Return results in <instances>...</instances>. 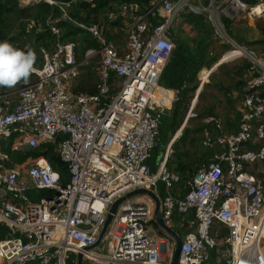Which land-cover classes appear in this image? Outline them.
<instances>
[{"label": "built area", "instance_id": "1", "mask_svg": "<svg viewBox=\"0 0 264 264\" xmlns=\"http://www.w3.org/2000/svg\"><path fill=\"white\" fill-rule=\"evenodd\" d=\"M151 4L140 12L139 3H125L109 14L110 19L127 14L132 18L123 51L99 24L76 22L99 44L88 48L81 61L78 44L61 39L59 20L70 17L66 5H60L62 16L46 21L57 38L51 49L41 47L37 79L20 90L16 101L0 92V224L10 230V236L0 239V264H77L80 251L85 261L95 264H162L164 253L173 257L175 240L156 226V203L146 193L121 203L103 235L105 254L90 248L115 200L137 188L160 197L168 227L172 228L176 210L194 211L195 227L182 237L177 264H205L212 249L226 264H264V179L247 167L264 161V53L234 41L223 22V17L233 20L242 14L264 17V0H151ZM185 11L204 14L215 28L214 36L231 45L221 60L249 59L251 78L237 131L217 134L215 139L206 136L204 144L219 146L221 152L186 182L182 196L175 191L180 176L167 166L178 136L167 144L157 171L148 160L166 105L178 100V92L164 87L160 79L175 49L168 29ZM149 13L163 20L154 24ZM95 58L98 92L75 93L71 87L82 66ZM207 123L223 130L214 117ZM61 134L65 137L58 139ZM45 144H53L68 164L67 184L45 156L15 162L5 150L21 152L25 145L38 149ZM41 190L50 194L32 201L29 193ZM216 223L227 229L225 236L220 237Z\"/></svg>", "mask_w": 264, "mask_h": 264}, {"label": "trees", "instance_id": "2", "mask_svg": "<svg viewBox=\"0 0 264 264\" xmlns=\"http://www.w3.org/2000/svg\"><path fill=\"white\" fill-rule=\"evenodd\" d=\"M56 3L50 5L47 2H39L32 3L30 5L21 6L20 0H0V41L7 40L11 44L16 42L14 34L17 33L23 40V45L32 46L34 42L29 38L28 32L30 30L29 27L34 25L40 31L38 35V45L41 54V47H45L47 49H51L52 44L56 41V35L52 33L49 25H47L46 21L48 18H58L62 16V9L60 5H66V10L70 18L60 19L58 26L62 31V40L74 41L76 42L77 36H80V44L79 46L85 47V52L88 48L93 45V47L97 48L99 44L94 41L91 43V34L84 28L80 27L76 22L84 23V24H93L97 23L102 28L104 35L108 39L114 38V35L117 33L108 32L107 29L100 23V20L103 18L107 22L109 21V14L112 12H117L119 8L125 3H134L137 2L140 5V12H146L152 4L151 0H54ZM155 11V9H153ZM187 12V11H185ZM148 19L157 24L159 20H163L161 16L152 15L149 13L147 16ZM26 20H32L30 26L26 23ZM113 25H121L123 16H119L115 18ZM132 21V18L130 17ZM184 22L192 26L193 29L197 31V36L195 38H190L188 35H185L183 30L178 29L177 31L170 29V34L172 36V40L175 43V49L172 53L171 59L166 65L160 79V83L169 90H174L178 92V100H176L173 104V109L171 111H165L162 116V122L160 125V133L157 138L156 146L152 150V155L148 160V163L151 165L152 170L157 171V167L163 156L166 145L171 141L172 137L176 134V132L181 128L185 118L187 116V112L190 108V104L193 100V97L199 88V72L204 68H211L213 65L219 61L220 57H210V52L208 48L212 45L213 41V25L206 18L204 14L195 13V12H187V15L183 18ZM34 22V23H33ZM223 22L226 28L227 33L231 36L237 43L243 45L248 44L251 45L253 43L260 44L263 46L264 50V37L257 38L253 40H245L241 37V35H235L233 33V21L223 17ZM264 20L258 25H263ZM19 29V30H18ZM91 35V36H90ZM77 43V42H76ZM36 44V43H35ZM21 46V47H22ZM225 47H231L228 43L224 45ZM81 54L77 52V59L81 61ZM39 59V60H40ZM40 60V61H41ZM99 60V59H98ZM91 63V65L81 68V74L76 79V81L72 84V91L75 93H87V94H95L98 92V74H97V66L98 61L95 64ZM222 66V63L218 66L219 68ZM250 63L249 61L244 63L243 65H239L237 68V75L240 76V80L238 81L237 86L239 92L238 98L226 97L227 100L234 105L237 99V106L235 107V116L239 118L241 117V104L243 101V95L246 91L248 82L251 78L250 72ZM209 71V70H208ZM205 71V72H208ZM244 78V79H242ZM246 86V87H245ZM222 88V87H217ZM228 89H225L226 91ZM227 92H231L228 90ZM202 92L199 94V98L201 97ZM207 116H216L215 113V105L211 104L208 107V111L206 112ZM215 118V117H214ZM216 119V118H215ZM192 119L189 118L185 128H183L182 135L179 136L177 141L174 142V146L177 142H180L182 145V149H179L176 153L175 158L173 155H170L167 166L170 170L178 172L180 176L179 187L178 185L175 188V191L180 193V195H184L187 191L186 182L193 178L196 171L206 162L214 157L215 148H211L208 146H204L202 143L201 137L199 135L204 131L206 124L201 123L200 125H196L194 129L188 125ZM212 124V123H208ZM229 127L231 131H237L238 124L235 121H230ZM196 132L197 135H191L190 132ZM63 134L58 136V139L64 138ZM188 146V149L185 147ZM55 146L53 144H45L39 147L38 149H28L26 151L21 152H12L9 149L5 148V150L9 153L11 159L15 162H22L28 157H37L39 155L45 156L52 167L59 172L61 177V182L65 185L70 181V173L68 164L63 162L58 153L55 151ZM264 161L256 162L253 166H247L250 170L255 172V174L264 179ZM263 164V165H262ZM193 170V175L190 176V172ZM226 170V167H224ZM161 189L160 196L164 193V185H159ZM50 191L41 190L38 194H31L33 199L43 197L49 195ZM190 213V212H189ZM189 213L181 214L177 210L173 215V224L179 218L181 220L180 223H183V227L176 228L172 225L180 235L181 233H187L195 226L189 227V222L186 224L185 219H187ZM195 214V213H194ZM190 220H194L193 216L190 217ZM196 220V216L194 215ZM156 226L158 223L155 222ZM215 228H221V235L223 237L227 234V229L221 227L219 224H215ZM10 230L6 225L0 224V239H4L8 236ZM213 264H226L224 261H218L216 249L211 250L210 254ZM207 262V261H206ZM206 264V263H205Z\"/></svg>", "mask_w": 264, "mask_h": 264}, {"label": "rangeland", "instance_id": "3", "mask_svg": "<svg viewBox=\"0 0 264 264\" xmlns=\"http://www.w3.org/2000/svg\"><path fill=\"white\" fill-rule=\"evenodd\" d=\"M32 1L30 3H32ZM20 3H21L20 4L21 6H26L28 4L27 1H26V3L22 2V1ZM186 15H187V12H181L177 16L173 26H171L168 29V36L170 38H172L170 36V29H173L175 31H177L178 29H181V30H183L185 35H188L192 39L197 36V31L195 29L191 28L190 25H188L187 23L184 22L183 18ZM251 18L252 17H249L247 15L242 14V15H238L235 19L232 20L233 21V33L235 35L240 34L241 37L243 39H245L246 41L264 37V23H263V25H258L256 23H253L251 21ZM114 20H116V19H110L109 18V21L107 22L105 19L102 18L100 20V23L102 25H104V27L107 29L108 32L117 33V35H114V38L109 39V40H114V42L118 46V48L120 50H124L125 45L128 41L127 29H128V26H130L132 23L130 20V14H128L126 17H123L121 25H117V24L113 25L112 23L114 22ZM25 21H26V23H28V26H30L32 23V20H26L25 19ZM29 28H30V30L28 32L29 38L32 39L34 44L38 43V39H37L38 35H39L40 31H43V30H38V28L35 27L34 25H32ZM214 29H213L212 45L208 48V50L210 52V57H215V56L220 57L219 61H222V66L220 68L217 67L214 71H212L208 75V77H207L208 80H206V81L203 80V71H202L203 69L200 71V73L198 75L200 77L199 78V88L197 89V91L193 97V100L190 104V108L187 112V116L185 118V121L182 124V126H184V125L186 126L185 123H187L186 122L187 118L192 119L190 121V123L188 124L191 127V129H194V127L196 125H200L201 123L206 124L204 131L201 132L199 135V138L201 137L202 143L204 146H206L204 144V140L208 134L213 139H215V136L218 134V130L215 127V125L208 124L207 119H209L210 117H215L216 119L221 121L223 126H224V124L227 126V123L229 120L237 118L235 116V110H236L235 107L237 106V99H236L235 104L231 105V103L229 102V100H227L226 97H231L233 99L238 98L237 95H238L239 90H238L237 86L235 87V85L238 84V81L240 80V76L236 74L237 68L239 65H243L244 63L249 61V59L245 56L233 58V59L228 60V61L221 60L223 58V56L230 49H232V47H229V48L225 47L224 45L225 44L227 45L228 42L221 39V38H216L214 36ZM17 33H19V31ZM17 33L14 34V37L16 39V42L21 46L23 44V40L25 38H22V36H19ZM215 35L218 36L216 33H215ZM79 38H80V36H77V40H76L77 44H80ZM94 41H96V39L93 36H91V43L93 44ZM243 45L249 49H254L259 54L264 53L263 46L260 44L253 43L251 45H248V44H243ZM91 47H93V45H91ZM77 52L81 54V57L82 56L84 57L85 47L84 46L77 47ZM97 61H98V58H95V59L91 60V62L86 63L83 66L87 67V66L91 65V63H94V66H95ZM242 79H244V78H242ZM217 87H222V88H217ZM225 89H228L231 92H227L228 90L224 91ZM114 92H115V90L111 91V93H114ZM201 92H202V95L199 98V94ZM195 98H197L196 99L197 101L194 102ZM193 102H194V105H193ZM170 104H172V103L170 102L166 105L167 111H171L173 109V105L171 106ZM211 104L215 105L216 116H207L206 115V112L208 111V107ZM182 126H181V128H182ZM181 128L176 132L174 137L178 134H179V136L182 135L183 129L181 130ZM190 134L192 136L197 135V133L193 132V131H191ZM179 136L176 138L175 141H177ZM168 145L166 146V148L168 147ZM178 147H179V149H182V145L180 142H177L175 146L172 145V150L170 152V155H173L174 158L176 156V153L178 152ZM185 147L188 149L187 145H185ZM166 148H165V151H166ZM211 148H215L214 155L220 154L221 149L219 146H212ZM263 168H264V165H263ZM178 187H179V185H178ZM38 193H40V191H31L29 193L32 201H38L39 200L40 197L33 199L31 196V194H38ZM181 236L184 237L185 234L183 235V233H181ZM94 251L99 253V254H105L106 253L105 244L103 242H101L95 248ZM162 259H163L162 264H171L170 259H172V254H169L168 252H166L163 254ZM217 259L219 261L218 255H217ZM205 263L206 264H213L212 258L209 257V259ZM84 264H95V263L93 261H84Z\"/></svg>", "mask_w": 264, "mask_h": 264}, {"label": "clouds", "instance_id": "4", "mask_svg": "<svg viewBox=\"0 0 264 264\" xmlns=\"http://www.w3.org/2000/svg\"><path fill=\"white\" fill-rule=\"evenodd\" d=\"M36 60L33 49L25 51L7 40L0 41V87L13 88L20 82L27 83L30 76L38 71Z\"/></svg>", "mask_w": 264, "mask_h": 264}, {"label": "water", "instance_id": "5", "mask_svg": "<svg viewBox=\"0 0 264 264\" xmlns=\"http://www.w3.org/2000/svg\"><path fill=\"white\" fill-rule=\"evenodd\" d=\"M187 121H188V118H187L186 122ZM184 126H182L181 130L184 128ZM177 136H179V134ZM24 149L25 150L30 149L29 145H25ZM189 175L190 176L193 175V170H191ZM144 193L151 195L155 200V203H156L155 220H156V222L159 224V226H161L166 231H168L173 236V238L175 240V247H174V252H173L171 264H177L178 263V255H179V251H180L181 243H182V236L180 234H178L173 228L165 225L163 217H162V212H161V199H160V197L154 191L148 190L145 188H137V189L130 191L127 194H125V195H123V196H121L115 200V202L112 204V206L109 210V213H108L107 219L105 221L104 227H103V229H102V231L98 237L97 242L90 248H95L102 242L103 235L105 234L108 226L110 225L112 219L114 218V215L117 214L121 203L123 201L127 200L128 198H131V197L136 196L138 194H144ZM90 248H87V249H90ZM77 256H78L77 264H84L85 260H84L83 252L80 251Z\"/></svg>", "mask_w": 264, "mask_h": 264}, {"label": "crops", "instance_id": "6", "mask_svg": "<svg viewBox=\"0 0 264 264\" xmlns=\"http://www.w3.org/2000/svg\"><path fill=\"white\" fill-rule=\"evenodd\" d=\"M87 1H92V0H87ZM128 15V14H127ZM244 15V14H243ZM123 17H126V16H123ZM129 17V16H128ZM127 17V18H128ZM132 22V21H131ZM189 25V24H188ZM191 28H192V26H190ZM170 36H171V34H170ZM172 37V36H171ZM114 41V40H113ZM15 47H17V48H20V49H22V50H25V51H27V49H29V48H31V49H33L35 52H36V55H37V60H36V64H35V67H37V66H40L42 63H43V58H42V60L40 59L41 58V54H40V50H39V45L36 43V44H34V45H32V46H25V45H19L17 42H15V43H12ZM121 51H123V50H121ZM41 61H40V60ZM222 62H216L214 65H213V68L211 69V68H207V67H204L203 68V70H205V69H211V70H215L220 64H221ZM202 70V71H203ZM211 70H209L208 72H205V75H204V79H205V77H208V75L212 72ZM200 73V72H199ZM199 75V74H198ZM200 78V77H199ZM37 79V76H36V74L35 73H33L31 76H30V78H29V80H28V82L27 83H24V82H20L19 84H17L15 87H13V88H7V87H0V92H2L3 94H5V95H7L9 98H11V99H13V100H17L18 99V97H19V92H20V90L23 88V87H25L27 84H29V83H32V82H34L35 80ZM206 80H208L207 78L204 80V81H206ZM246 87V86H245ZM244 96V95H243ZM195 99H197V98H195ZM194 102H195V100H194ZM239 120H240V116H239V118L237 117V118H234V119H231V120H229L228 121V123H227V126L224 124V126H223V130L222 131H219L218 133L219 134H221V133H224V134H230V133H234V132H236V130L235 131H231L230 130V127H229V123H230V121L232 122V121H235V122H237V124L239 125ZM223 125V124H222ZM24 151H26L25 149H24ZM29 158V157H28ZM27 158V159H28ZM194 211H191L190 213H189V215H188V217H187V219H185V223L187 224L188 222H189V227H192V226H195V218H194ZM191 216H193V219L194 220H190L191 218ZM176 218H177V216H176ZM176 218H175V223L173 224V226L174 227H176V228H181V227H183V223H180L181 222V220H179V218L176 220ZM174 229V228H173ZM175 230V229H174ZM176 231V230H175ZM177 232V231H176ZM178 233V232H177ZM179 234V233H178ZM185 234V233H184ZM183 234V235H184Z\"/></svg>", "mask_w": 264, "mask_h": 264}, {"label": "bare ground", "instance_id": "7", "mask_svg": "<svg viewBox=\"0 0 264 264\" xmlns=\"http://www.w3.org/2000/svg\"><path fill=\"white\" fill-rule=\"evenodd\" d=\"M264 20V17H261V16H257V17H252L251 18V21L253 22V23H260L261 21H263ZM208 70H211V69H205V70H203V80H205L207 77H205V79H204V75H205V71H208ZM211 71H213V70H211ZM195 101H197L196 99H194Z\"/></svg>", "mask_w": 264, "mask_h": 264}]
</instances>
